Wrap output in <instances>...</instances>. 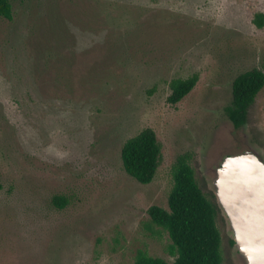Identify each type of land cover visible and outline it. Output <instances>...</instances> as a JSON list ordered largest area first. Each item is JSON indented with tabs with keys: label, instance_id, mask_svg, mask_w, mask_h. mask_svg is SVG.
<instances>
[{
	"label": "rangeland",
	"instance_id": "1",
	"mask_svg": "<svg viewBox=\"0 0 264 264\" xmlns=\"http://www.w3.org/2000/svg\"><path fill=\"white\" fill-rule=\"evenodd\" d=\"M12 2L0 20V264H135L139 251L173 262L148 210L169 208L176 159L190 156L217 205L214 164L249 144L264 158V88L244 130L225 115L235 78L264 70V0ZM194 75L172 105V81ZM145 129L162 154L149 184L121 158ZM216 212L222 264H246Z\"/></svg>",
	"mask_w": 264,
	"mask_h": 264
},
{
	"label": "trees",
	"instance_id": "2",
	"mask_svg": "<svg viewBox=\"0 0 264 264\" xmlns=\"http://www.w3.org/2000/svg\"><path fill=\"white\" fill-rule=\"evenodd\" d=\"M13 18L12 0H0V20ZM259 26L263 24L257 20ZM196 75L171 83L169 102L176 105L196 86ZM264 88V70L252 69L237 76L232 85V101L225 115L240 128L247 124L250 108ZM161 145L152 129H145L129 139L122 147L121 158L125 171L142 184H149L156 176L161 160ZM190 156L181 155L172 166L173 186L168 197V209L152 206V222L168 233L172 244L169 253L173 262L139 251L135 264H222L221 233L216 222V208L200 188L190 165ZM2 188L0 177V189ZM59 206L67 204L65 197H55ZM222 210V209H221ZM234 245V240H231Z\"/></svg>",
	"mask_w": 264,
	"mask_h": 264
},
{
	"label": "water",
	"instance_id": "3",
	"mask_svg": "<svg viewBox=\"0 0 264 264\" xmlns=\"http://www.w3.org/2000/svg\"><path fill=\"white\" fill-rule=\"evenodd\" d=\"M214 191L237 252L246 264H264V160L250 151L228 155Z\"/></svg>",
	"mask_w": 264,
	"mask_h": 264
},
{
	"label": "flooded vegetation",
	"instance_id": "4",
	"mask_svg": "<svg viewBox=\"0 0 264 264\" xmlns=\"http://www.w3.org/2000/svg\"><path fill=\"white\" fill-rule=\"evenodd\" d=\"M232 127H233L234 129H236V130H239V131H242V130H244V128H245L244 126H242V127H240V128H236V127L234 126V124H232ZM249 145H250L249 147L251 148L250 152H255L260 158H262V159L264 160V158H263V156H261L260 152H259L256 148L252 147V144H249ZM226 157H227V156H225L223 159L219 160L218 162H216V163L214 164L213 171H214V174H215V175H214V177H213V179H212V186H213V189H214V181H215V177H216V174H217V170H218V168L221 167L222 162L224 161V159H225ZM230 245L235 247V245H232L231 241H230ZM235 249H236V248H235ZM236 252H237V250H236ZM237 254L240 255L238 252H237Z\"/></svg>",
	"mask_w": 264,
	"mask_h": 264
}]
</instances>
